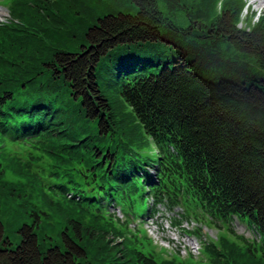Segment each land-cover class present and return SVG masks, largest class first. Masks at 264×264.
Segmentation results:
<instances>
[{
	"label": "trees",
	"instance_id": "obj_1",
	"mask_svg": "<svg viewBox=\"0 0 264 264\" xmlns=\"http://www.w3.org/2000/svg\"><path fill=\"white\" fill-rule=\"evenodd\" d=\"M11 5L13 14L41 32L9 25L12 47L0 57V86L21 87V99L46 100L62 90L73 111L55 118L62 129L57 139H70L110 175L126 164L120 149L145 148L149 126L174 137L179 132L185 156L221 194L214 208L246 218L264 236V77L249 85L232 81L216 57L225 47L264 70V11L247 0H11ZM107 59L115 60L116 74L103 69ZM193 64L213 78L191 70ZM137 66H154L158 73L133 95L120 82ZM38 107L50 110L51 104ZM14 165L31 174L29 166ZM61 215L67 227L45 252L39 249L38 216L18 228L15 247L0 219V264H99V251L107 260L131 256L83 216L71 218L64 210Z\"/></svg>",
	"mask_w": 264,
	"mask_h": 264
},
{
	"label": "rangeland",
	"instance_id": "obj_2",
	"mask_svg": "<svg viewBox=\"0 0 264 264\" xmlns=\"http://www.w3.org/2000/svg\"><path fill=\"white\" fill-rule=\"evenodd\" d=\"M247 3L255 8L256 10L264 11V1L260 2L258 0H247ZM7 9L9 10L10 7L8 4L5 6L0 3V22L5 21L7 15ZM125 11V10H124ZM127 12L133 13V9L128 8ZM17 15V14H16ZM14 15L13 17H15ZM149 44V43H148ZM145 46H151L146 45ZM159 48H162L161 45H158ZM162 52V51H161ZM220 56H216L217 60H220L222 64L219 65V68L224 69L227 74H225L228 79H231L235 82H244L249 85L252 82H257L258 79L264 77V70L261 69L256 62L251 59L250 57H243L239 56L234 50H230L228 48L222 47L219 51ZM121 52H118L119 56ZM125 55V54H124ZM160 58H166V53L162 52ZM226 58H230L231 60H226ZM111 62L109 64H105L103 69H112ZM191 70L195 71L198 74L205 75L208 78V73L197 67L196 65H192L189 67ZM103 71V70H101ZM104 72V71H103ZM217 74V73H216ZM213 78V77H212ZM211 78V79H212ZM13 96H19L20 92L19 89L15 90ZM60 103L62 100L61 96L56 98ZM138 122V121H137ZM139 132H143L141 124L138 125ZM143 139H147L145 144V151H152L154 149V145L150 139V137L143 133ZM40 144H35L32 146L31 153L32 155H38L40 149ZM28 191L21 192V198L24 199L28 195ZM33 194V193H32ZM29 206H23L19 203V199L17 196L14 198L7 197V198H0V219L3 223L4 228V236L8 237L9 240L12 242V247H15L20 242V234L18 232V228L22 225V223H31L32 217L29 215L28 212ZM114 211L116 215H118L117 209H110V212ZM189 227H191L194 222L189 221ZM232 227L235 226V233L245 235V227L246 222L243 220H235L230 224ZM212 232V233H211ZM215 229H210L207 236L202 234L201 238H196L197 242H193L190 244L192 239H187L185 243H187L186 250L180 246L178 249L175 248L173 243H166L165 240L161 238H155L156 247H159V243H164L169 246L168 253L171 250L177 251L181 258L187 257L189 255L188 248L192 251L191 253L195 256L192 258V262L194 264H264V258L262 257L261 250L259 249V244L256 245H247L246 243H241L235 241V244H229L231 248L223 249L222 246V239H228L229 241L233 240V236L229 233V231L225 228V226L219 231L220 238L217 237ZM38 233V243L39 249L41 252H45L46 248L50 245V239L47 237H43L41 231H37ZM213 234V235H212ZM253 234L258 237L256 231L253 230ZM206 236L205 241H200L202 238ZM189 241V242H188ZM200 241V242H199ZM199 246L200 252L199 253ZM164 247V246H162ZM212 249L213 254L210 255L207 252ZM158 250V249H157ZM181 251V252H180ZM200 254V255H199ZM218 254V256H217ZM166 256L168 254L165 253ZM199 255V256H198ZM183 260V259H182ZM190 258L184 259L185 262L190 261Z\"/></svg>",
	"mask_w": 264,
	"mask_h": 264
},
{
	"label": "bare ground",
	"instance_id": "obj_3",
	"mask_svg": "<svg viewBox=\"0 0 264 264\" xmlns=\"http://www.w3.org/2000/svg\"><path fill=\"white\" fill-rule=\"evenodd\" d=\"M258 1L263 2L264 0H258Z\"/></svg>",
	"mask_w": 264,
	"mask_h": 264
}]
</instances>
